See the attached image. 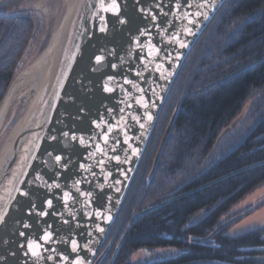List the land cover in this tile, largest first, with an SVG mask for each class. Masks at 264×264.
<instances>
[{
    "label": "water",
    "instance_id": "water-1",
    "mask_svg": "<svg viewBox=\"0 0 264 264\" xmlns=\"http://www.w3.org/2000/svg\"><path fill=\"white\" fill-rule=\"evenodd\" d=\"M224 1L115 0L118 11L106 10L113 0L69 6L34 61L56 47L50 78L0 154V264H98L179 69ZM21 75L0 103V133Z\"/></svg>",
    "mask_w": 264,
    "mask_h": 264
},
{
    "label": "trees",
    "instance_id": "trees-1",
    "mask_svg": "<svg viewBox=\"0 0 264 264\" xmlns=\"http://www.w3.org/2000/svg\"><path fill=\"white\" fill-rule=\"evenodd\" d=\"M45 31L36 16H0V103L19 69L40 53L35 48ZM135 175L105 239L115 240L100 264H131V253L157 246L182 253L145 264H264V226L227 233L253 210L230 214V208L264 183V0H225L218 9L181 65Z\"/></svg>",
    "mask_w": 264,
    "mask_h": 264
},
{
    "label": "rangeland",
    "instance_id": "rangeland-1",
    "mask_svg": "<svg viewBox=\"0 0 264 264\" xmlns=\"http://www.w3.org/2000/svg\"><path fill=\"white\" fill-rule=\"evenodd\" d=\"M69 6V0H0V14H20L28 11L31 12L34 17L36 16L38 24L41 23L42 30L47 31L42 32L40 40L37 42L38 46L35 48V53H38L51 37V34L58 28L62 17ZM38 54L36 55L33 52L31 58H28L25 64L16 73V76L21 75V72H24L26 68L35 61ZM36 92L37 89L35 88V85L26 88L20 87L14 91L5 115L7 120L0 133V154L8 144L10 135L19 125ZM247 209L253 210L230 228L227 232L228 235L235 236L251 229L264 226V183L255 188L252 192L246 194L240 201L234 204L230 208L229 213L232 214ZM203 214L204 210L196 213L191 218V222L198 220ZM181 253L182 250L168 246L139 248L130 254L129 262L131 264H145L170 257H176Z\"/></svg>",
    "mask_w": 264,
    "mask_h": 264
},
{
    "label": "bare ground",
    "instance_id": "bare-ground-1",
    "mask_svg": "<svg viewBox=\"0 0 264 264\" xmlns=\"http://www.w3.org/2000/svg\"><path fill=\"white\" fill-rule=\"evenodd\" d=\"M74 3L75 0H69L70 7H72ZM59 36L60 35H58V37ZM55 56L56 47L49 54H45L40 59L36 60V62L30 64L18 78L16 89L20 87H32V85H35L36 89L41 88L50 78ZM13 134L14 132L10 135L9 141L13 137Z\"/></svg>",
    "mask_w": 264,
    "mask_h": 264
},
{
    "label": "flooded vegetation",
    "instance_id": "flooded-vegetation-1",
    "mask_svg": "<svg viewBox=\"0 0 264 264\" xmlns=\"http://www.w3.org/2000/svg\"><path fill=\"white\" fill-rule=\"evenodd\" d=\"M169 122V121H168ZM168 124V123H167ZM164 130H165V128H164ZM164 130L162 131V134H161V137H162V135H163V132H164ZM161 137H160V139H159V142H160V140H161ZM158 145H159V143H158ZM158 145H157V148H158ZM157 148H156V150H157ZM156 150H155V152H156ZM154 155H155V153H154ZM154 155H153V157H152V162H153V158H154ZM151 168H152V163H151ZM151 168H150V172H151ZM149 172V175L150 174H152V173H150ZM136 178V175H134V179ZM127 195V194H126ZM126 201V200H125ZM125 203V202H124ZM123 204V203H122ZM154 205H156V204H154ZM151 206H153V205H151ZM148 207H150V206H148ZM147 208V207H146ZM145 209V208H144ZM138 213V212H137ZM134 217L135 216H133V217H131V220H133L134 219ZM108 233H109V231H108ZM107 233V234H108ZM106 240H107V235H106V238H105ZM106 240H104V242L105 243H103V245H102V247H101V252H100V254L103 252V255L101 256V258H100V260H99V262H98V264H100L101 263V261L103 260V258H104V256L106 255V252H108L109 250H110V248H111V244L114 242V240H115V238L114 239H110V240H108V241H106ZM99 255V254H98ZM110 264H111V262H110Z\"/></svg>",
    "mask_w": 264,
    "mask_h": 264
},
{
    "label": "snow or ice",
    "instance_id": "snow-or-ice-1",
    "mask_svg": "<svg viewBox=\"0 0 264 264\" xmlns=\"http://www.w3.org/2000/svg\"><path fill=\"white\" fill-rule=\"evenodd\" d=\"M102 7H103V5H101ZM106 10H111V11H118V6L115 4V0H113V4L108 8V9H106ZM199 14V13H198ZM121 23H124V21L123 20H121L120 21ZM190 23H191V21H190ZM102 31H103V29H101ZM186 31H188L187 29H186ZM143 34V33H142ZM190 34V33H189ZM186 45H184L183 43H181L180 44V47H185ZM97 59V62H99L100 60H101V57H97L96 58ZM105 91H111V89L110 88H105ZM148 119L150 120L151 119V116H149L148 117ZM142 127H143V125H141ZM135 152H136V150L135 149H133V154H135ZM57 160H59L60 159V157H57L56 158ZM118 159V158H117ZM67 195V194H66ZM49 204H51V201H49ZM43 214V213H42ZM43 239L44 240H48L49 239V235H45L44 237H43ZM73 251H75V246L73 247ZM76 264H80V261H77L76 262Z\"/></svg>",
    "mask_w": 264,
    "mask_h": 264
}]
</instances>
